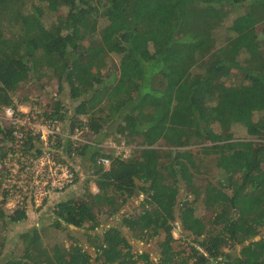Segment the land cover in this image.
Returning <instances> with one entry per match:
<instances>
[{
    "label": "trees",
    "instance_id": "1",
    "mask_svg": "<svg viewBox=\"0 0 264 264\" xmlns=\"http://www.w3.org/2000/svg\"><path fill=\"white\" fill-rule=\"evenodd\" d=\"M52 80L58 95L47 116L86 139L79 147L58 139L57 158L75 185L81 162L89 169L83 198L73 188L52 194L70 193L55 206L56 231H95L142 192V210L122 225L144 241L163 233L171 248L157 261L136 255L112 227L88 234L100 264H264V236L255 240L264 229V0H0V112L16 96L29 102L23 88ZM109 136L134 145L131 154L102 148L97 139ZM39 144L28 136L22 151L35 158ZM14 147L0 119V157ZM3 174L0 264H92L74 239L50 246L44 229L17 234L21 249L8 245L9 226L52 202L8 208ZM182 186L193 199H178ZM177 219L193 236L186 249L172 248Z\"/></svg>",
    "mask_w": 264,
    "mask_h": 264
},
{
    "label": "built area",
    "instance_id": "2",
    "mask_svg": "<svg viewBox=\"0 0 264 264\" xmlns=\"http://www.w3.org/2000/svg\"><path fill=\"white\" fill-rule=\"evenodd\" d=\"M0 119L12 128L15 138V147L6 157H0L8 208H14L18 204L23 207L26 199H29L35 208H39L50 200L55 192L74 187L76 177L69 165L57 158L59 155L55 153L54 146L58 139L63 143L70 141L76 147L85 144L82 130H75L71 134L57 118H49L37 101L30 106L15 102L13 106L0 112ZM28 136L40 138V144L37 146L42 148L43 153L35 158L22 151ZM115 149L119 152L118 155L127 152L125 143ZM102 162L109 164L107 159ZM1 198L3 197L0 196Z\"/></svg>",
    "mask_w": 264,
    "mask_h": 264
},
{
    "label": "rangeland",
    "instance_id": "3",
    "mask_svg": "<svg viewBox=\"0 0 264 264\" xmlns=\"http://www.w3.org/2000/svg\"><path fill=\"white\" fill-rule=\"evenodd\" d=\"M19 96L28 95L29 102L27 104H22L19 102L18 96L15 97V101L19 102L22 105L30 106L32 103L36 102L41 105L46 110V105L51 100L56 99L58 95V89H57V81L52 80L50 84L47 85L46 88H41L39 84L37 85H31L29 87L23 88L19 92ZM61 96V95H60ZM66 99V98H65ZM67 106L69 108L70 102L67 100ZM233 137L236 138H244L248 139L250 138L249 135L245 130H236L233 133ZM89 140V139H88ZM98 141H101V147L107 150L108 152H114L116 155H118V151H116L115 147L122 146L123 143H125L124 139L120 140H113L112 137H107L105 139H102V137L97 139ZM91 142L93 141L90 140ZM95 141V138H94ZM93 141V142H94ZM126 144L127 152L123 153L125 156L131 154V150L134 148V145ZM157 147H162L163 143L160 142L156 145ZM115 150V151H113ZM80 161V159H79ZM81 174L80 179L76 183V185L73 187L72 195H74V199L76 198H83L85 196V184L84 179L88 178L89 175V169L85 166H83V163L81 162ZM86 173L84 176L83 174ZM86 177V178H85ZM84 181V182H83ZM92 192L97 193L98 188L97 186L92 183L90 185ZM70 196V193H66L63 196H59L56 198V196H51L50 201L52 202L47 208L45 212H30L29 219L26 222L20 223L18 225H12L7 228L8 232L4 235L7 236V241L9 246H14L15 248L21 249V241L18 238L17 234H20L22 232L30 231L34 228H39L41 231L44 229V234L47 235V239L44 238V241L48 243L50 246H53V244L58 243L61 246L68 247L74 239L86 252H88L92 257V264H100L98 261H96V250L95 248L90 244L88 234H92L93 236H98L102 238V235L105 231H107L109 228L117 227L121 230L123 235L128 239L132 246V252L136 255L142 254V253H148L150 254L152 260L157 261L161 254L165 251H168L171 247L166 246L162 247L161 244L165 240V234H161L159 237L154 238L149 241L139 240L136 239L132 233L129 231L128 228L124 227L122 225V220L127 215L139 213L142 210V203L147 197L142 192H137L132 198L128 200V202L112 217H109L108 219L100 220L101 225L95 230L88 232L85 229H79L76 227H72L69 225H64L63 228L58 232L53 227L55 224V221L57 220L56 215L54 214V209L56 204L59 203V200L61 201L63 198H68ZM193 199V196H189L187 192H185L183 186L180 190L178 199L181 201L183 199ZM73 199V200H74ZM175 229L173 231L174 238L176 240L175 243H173L172 248L174 250H181L183 248H188V245L192 243L193 236H191L190 233H188L186 230L183 229V226L181 222L177 219V221L174 223ZM1 227V223H0ZM43 233V232H42ZM261 237L264 236V229L261 230V233L259 234ZM1 237H3V233L0 234ZM49 236V239H48ZM241 250V246H237L236 248H232L229 250V252L233 255H239ZM16 251H18L16 249ZM192 262V261H191Z\"/></svg>",
    "mask_w": 264,
    "mask_h": 264
},
{
    "label": "water",
    "instance_id": "4",
    "mask_svg": "<svg viewBox=\"0 0 264 264\" xmlns=\"http://www.w3.org/2000/svg\"><path fill=\"white\" fill-rule=\"evenodd\" d=\"M262 237L260 235L255 237V240H260Z\"/></svg>",
    "mask_w": 264,
    "mask_h": 264
}]
</instances>
